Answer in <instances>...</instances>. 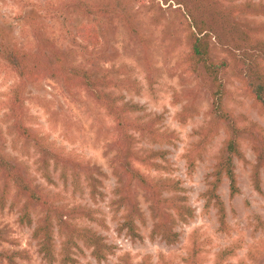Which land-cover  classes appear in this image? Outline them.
I'll use <instances>...</instances> for the list:
<instances>
[{"label":"rangeland","instance_id":"rangeland-1","mask_svg":"<svg viewBox=\"0 0 264 264\" xmlns=\"http://www.w3.org/2000/svg\"><path fill=\"white\" fill-rule=\"evenodd\" d=\"M75 1L0 0V43L35 50L38 33L73 64L125 79L128 83V89L124 90L126 100L141 107L139 114H160L161 128L175 135L171 137L172 144L138 141L140 149L164 148L168 151L163 169L145 172L154 177L179 179L193 213L186 222L176 225L177 241L166 244L158 236L151 238L153 218L148 202L139 192L137 199L145 222L135 220L139 236L127 234L121 227V211L114 192L117 180L110 167L112 120L84 89L66 86L50 77L27 86L25 123L48 136L64 154L87 162L95 169L92 171L95 180L91 186L84 174H80L77 181L71 173L63 177L61 169L52 161L48 166L50 177L45 176L35 147L9 132L4 101L17 77L0 55V126L5 150L14 157L25 175L32 177L48 193L58 196L59 203L89 209L94 219L78 218L77 223L102 236L112 248V253L98 262L91 255V248L78 241V247L72 248L75 262L67 264H124L126 258L132 264H140L146 254L150 255V264H187L185 258L192 248H196L198 256L203 258L202 264H215L218 253L227 248L232 249V254L221 264L264 263V171L255 173L256 160L248 141H242V156L234 159L238 193L229 196L226 179L218 189L225 206L227 231L218 229L216 209L207 207L203 196L222 146V130L197 158L194 169H187L184 155L196 141V132L208 121L210 86L197 73L191 72L185 62L189 40L175 5L163 4L160 0H118L113 5L131 15L130 23L135 31H128L114 14L103 19L101 31L98 23L75 12ZM88 1L101 5L114 0ZM222 1L231 4L245 0ZM247 19L253 26L264 22V15H251ZM82 23L94 28L88 34L90 36L83 35ZM210 52L215 60L225 58L229 62L223 75L227 89L225 105L241 118L242 123L253 121L264 131V115L257 112L245 95L232 69L231 54L214 41ZM181 112L190 116L183 121ZM11 200L0 207V264H61L59 261L48 263L38 253L31 235L33 226L19 224L18 210ZM32 216L35 219L39 213L34 211ZM54 241L58 249L60 237L57 231ZM251 251L256 259L249 257ZM9 255H13L12 260Z\"/></svg>","mask_w":264,"mask_h":264},{"label":"trees","instance_id":"trees-1","mask_svg":"<svg viewBox=\"0 0 264 264\" xmlns=\"http://www.w3.org/2000/svg\"><path fill=\"white\" fill-rule=\"evenodd\" d=\"M117 1H106L98 5L88 0H77L73 4L76 6V13L98 23L101 31L104 28L103 19H108L111 14L119 17L128 31H135L130 23L131 15L113 5ZM160 1L163 4H174L175 10L180 13L189 40L185 62L191 72L197 73L210 86V104L206 110L208 121L196 132V141L184 155L189 171L194 169L197 158L219 131L224 133L222 146L212 167L211 180L203 196L206 198V206L216 209L218 229L227 231L225 206L218 189L226 179L229 196L233 197L238 193L234 159L242 156L240 148L245 139L256 160L255 173L264 171V131L253 121L242 123L241 118L225 105L227 89L223 75L227 72L229 62L225 58L215 60L210 46L214 41L231 54L232 69L245 95L251 99L257 112L264 115V22L252 26L247 21V16L264 15V2L245 0L226 4L222 0ZM81 30L83 35L90 36L88 34L94 28L82 23ZM35 39V50L0 43L2 59L17 77V82L4 101L9 132L35 147L43 174L48 178V166L52 161L61 169L63 177L71 173L77 181L79 175L84 174L89 179V184L94 185L92 171L95 169L73 155L64 154L48 136L28 126L24 114L26 88L41 78L50 77L66 86L84 89L112 120L114 135L109 147L113 151L110 167L117 180L114 192L116 205L121 211V227L131 237L139 236L135 220L145 222V215L137 199L140 192L148 202L153 218L151 238L158 236L166 244H174L179 235L175 230L176 225L191 218L193 210L187 203L186 195L182 193L183 187L179 179L169 176L154 177L145 172L163 169L168 151L164 148L140 149L137 143L144 139L158 145L172 144L171 137L175 135L161 128L160 114H139L141 107L126 100L124 90L128 89V83L125 79L115 78L106 71L99 73L83 65L73 64L41 34L37 33ZM70 39L76 42L74 37ZM179 115L183 121L190 116L186 112ZM10 198L11 204L18 210L19 224L33 226L31 235L38 253L48 263L75 262L72 248L78 247V241L91 248V255L98 262L112 253L111 245L102 236L77 223L78 218L94 219L89 209L59 203L58 196L48 193L32 177L23 173L22 167L5 150L0 126V207ZM34 211L39 213L35 219L32 216ZM55 231L60 237L58 249L54 241ZM192 249L185 262L202 264L203 258L198 256L196 248ZM1 254L0 251V256ZM231 254V248L224 249L218 253L215 264H221ZM249 257L256 259L252 251ZM12 258L13 255H9V259ZM149 259L150 255L146 254L140 264H150ZM124 264L132 263L126 258Z\"/></svg>","mask_w":264,"mask_h":264}]
</instances>
